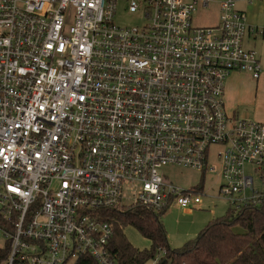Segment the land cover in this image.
I'll use <instances>...</instances> for the list:
<instances>
[{
    "label": "built area",
    "instance_id": "2783aa9c",
    "mask_svg": "<svg viewBox=\"0 0 264 264\" xmlns=\"http://www.w3.org/2000/svg\"><path fill=\"white\" fill-rule=\"evenodd\" d=\"M251 0H130L143 27L114 24L118 0H0V236L5 264H120L109 210H193L199 189L167 183L171 167L215 172L234 209L264 201V124L225 109L233 72L259 80L238 9ZM217 7V23L194 15ZM166 255V250H161Z\"/></svg>",
    "mask_w": 264,
    "mask_h": 264
},
{
    "label": "trees",
    "instance_id": "16d2710c",
    "mask_svg": "<svg viewBox=\"0 0 264 264\" xmlns=\"http://www.w3.org/2000/svg\"><path fill=\"white\" fill-rule=\"evenodd\" d=\"M165 212L154 213L135 205L103 214L112 225L110 249L120 264H145L154 259L160 249L167 253L159 264H264V201L232 210L225 217L210 222L195 239L176 250H171L168 244L162 223ZM127 227L150 240L152 250L141 251L130 244L124 235ZM9 254L10 245L5 242L0 247V264L7 262ZM75 264L98 263L85 255Z\"/></svg>",
    "mask_w": 264,
    "mask_h": 264
},
{
    "label": "rangeland",
    "instance_id": "374dc122",
    "mask_svg": "<svg viewBox=\"0 0 264 264\" xmlns=\"http://www.w3.org/2000/svg\"><path fill=\"white\" fill-rule=\"evenodd\" d=\"M130 0H118L117 10L114 16V24L123 27H143L147 18L140 11L132 13L129 11ZM238 9L247 16V22L252 26L264 27V0H251L250 2H239ZM217 7L201 11L194 15L195 26H212L217 23ZM246 49L253 50L261 60L264 71V37L258 35L256 40L246 39ZM246 74H250L245 72ZM251 75V74H250ZM254 121V120H253ZM220 147H213L210 151V164L215 166V172L204 173L193 169L168 166L160 170V174L167 183L173 184L184 190L199 189L202 191L203 202L193 210L185 211L180 207L172 206L166 210L162 217V223L167 233V240L171 250L180 249L189 240L195 239L198 234L212 221L225 217L235 210L229 200L220 194V188L226 184L225 179L220 176V162L215 158V153ZM248 175L254 177V187L257 191L264 190V184L260 179V172H255L251 165L246 166ZM132 193L124 191V207L133 205ZM124 235L128 242L141 251H151L153 243L140 235L134 228L127 227ZM5 238L0 236V247L5 245ZM161 251L154 255L145 264H159L165 259ZM68 264H75L70 261Z\"/></svg>",
    "mask_w": 264,
    "mask_h": 264
},
{
    "label": "crops",
    "instance_id": "0c3cea01",
    "mask_svg": "<svg viewBox=\"0 0 264 264\" xmlns=\"http://www.w3.org/2000/svg\"><path fill=\"white\" fill-rule=\"evenodd\" d=\"M256 40L253 35H246V39ZM259 58V57H258ZM260 60V58H259ZM261 63V60H260ZM225 109L229 117L254 120L264 124V71L262 69L259 80H254L245 72H233L225 84ZM176 205L172 204L170 207ZM169 207V208H170ZM185 211H190L185 209Z\"/></svg>",
    "mask_w": 264,
    "mask_h": 264
}]
</instances>
